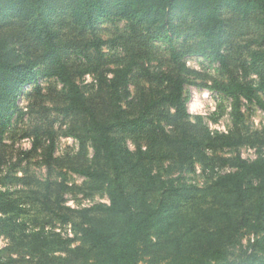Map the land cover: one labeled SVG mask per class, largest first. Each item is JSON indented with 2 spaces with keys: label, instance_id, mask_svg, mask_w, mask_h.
<instances>
[{
  "label": "rangeland",
  "instance_id": "1",
  "mask_svg": "<svg viewBox=\"0 0 264 264\" xmlns=\"http://www.w3.org/2000/svg\"><path fill=\"white\" fill-rule=\"evenodd\" d=\"M222 15L228 35L224 51L234 77L244 83H258L259 77L249 63L253 52L264 51V30L257 24L256 16L242 18L232 12ZM178 17L175 22L184 34L173 38L177 49L186 43V35L191 31L184 26L186 21ZM59 28L65 59L77 70L76 80L97 110H104L107 103L106 91L100 90L99 74L111 78L112 70L132 60L135 66L130 96L123 102L125 109L135 112L143 96L170 91L166 77L174 76L175 67L171 66L169 43L147 44L143 29L133 36L131 23L124 19L102 18L88 30L57 23L56 29ZM99 40L104 43L96 48L93 43ZM0 47L15 51L22 60L31 55L40 61L39 68L46 65L41 60V45L17 19L0 20ZM181 61L188 69L181 73L188 79L185 94L190 96L189 121L196 123L200 117L203 127L216 139L217 147L204 149L205 161L196 157L192 164L181 165L176 149L161 142L163 135L158 129L136 135L120 134L125 136V146L136 155L139 148L144 152L137 169L126 174L131 191L149 207H157L163 197L167 198L166 194L170 195L167 214L152 232L154 245L164 254L178 244L197 247L212 243L227 249L229 259L245 261L254 257L251 261L259 264L264 261V232L236 228L243 213L233 205L232 193L215 184L220 177L237 170L236 158L250 163L264 158V145L260 143L264 139V112L256 102L241 99L242 118L235 121V99L198 86L212 85L214 79L228 81L230 77L221 71L220 64L200 55H189ZM89 68L98 72L83 74ZM64 91L56 78L39 77L24 88L16 101L11 126L0 144V191H9V197L20 199L22 211L0 215L3 219L13 218L8 231L0 235L1 247L11 244L8 233L21 237L42 229L71 240L65 249L86 246L74 223L64 222L49 208L70 215L77 223L89 218L104 230L118 227V217L99 211L110 205L107 179L111 171L105 161L95 158L91 144L86 156L80 154V143L69 131L74 125L82 126L84 118L64 115ZM260 97L264 100L263 93ZM161 126L172 135V126L167 122ZM37 141L40 144L35 150L33 145ZM52 141L55 148L50 158L48 148ZM223 141L233 145L221 146ZM77 168L97 170L103 178L89 179L75 172ZM136 207L140 208L138 204ZM85 210L91 211L82 213ZM247 214L253 223L255 213L247 208ZM22 249L27 251L26 247ZM51 249L55 255L65 256L66 250L57 246Z\"/></svg>",
  "mask_w": 264,
  "mask_h": 264
},
{
  "label": "trees",
  "instance_id": "2",
  "mask_svg": "<svg viewBox=\"0 0 264 264\" xmlns=\"http://www.w3.org/2000/svg\"><path fill=\"white\" fill-rule=\"evenodd\" d=\"M223 12H232L242 18L256 16L257 24L264 30V0H0V20L17 19L24 23L41 45V60L46 62L44 68H39L40 61L31 55L22 60L15 51L0 47V144L11 126L16 101L24 88L39 77L56 78L65 90L61 107L64 115L84 118L82 126L74 125L69 131V135L80 143V154L86 156L87 146L91 144L95 158L105 161L111 171L107 179L110 205L99 211L120 220L116 229L104 230L89 218L77 223L70 215L49 208L64 222L74 223L86 246L65 249L71 240H63L59 234H47L45 229L21 237L8 233L12 242L6 247L0 246V264H257L251 261L254 257L245 261L229 259L227 249L212 243L197 247L178 244L164 254L154 245L152 232L167 214L170 195L166 194L167 198L163 197L157 207L144 206L145 203L131 191L126 176L128 171L137 169L144 155L141 148L136 155L125 146L126 134L158 129L163 135L161 142L176 149L181 165L192 164L196 157L205 161L204 149L217 147L216 139L203 127L200 117L196 123L189 121L190 96L185 94L188 79L181 73L188 71L181 61L186 56L208 57L219 63L221 71L229 75L228 81L214 79L212 85L198 86H206L235 99V121L242 118L241 99L256 102L264 112V100L260 97V93L264 94V51L250 55L249 65L258 75V83H244L235 78L224 51L228 35ZM176 16L185 20L184 26L191 29L186 35V43L179 49L173 45V38L184 32H179ZM102 18L129 21L133 36L143 29L147 44L155 41L170 44L171 66L175 67L174 76L166 77L170 91L143 96L135 112L125 109L123 102L130 96L129 86L135 66L132 60L112 70L111 78L98 73L100 90L106 91L107 103L104 110L94 108L76 80L77 70L65 59L60 38L62 31L56 29V24H70L79 30H88ZM103 43L99 40L93 45L99 48ZM245 69L248 70L249 66L245 65ZM91 71L98 72L89 68L83 70V74ZM163 122L173 127L172 135L161 126ZM260 143L264 145V139ZM39 144L35 142L33 149L36 150ZM220 145L231 146L233 143L223 141ZM54 148L52 141L48 148L50 158ZM235 166V172L220 177L215 185L231 192L233 205L243 213L236 228L250 227L256 232H264V158L250 163L238 157ZM75 172L89 179L103 178L97 170L90 168H77ZM10 195L9 191H0V215L22 211L20 199ZM247 208L255 213L253 223ZM12 219L0 216V235L8 231ZM55 246L66 250L65 256L55 255L51 249Z\"/></svg>",
  "mask_w": 264,
  "mask_h": 264
}]
</instances>
